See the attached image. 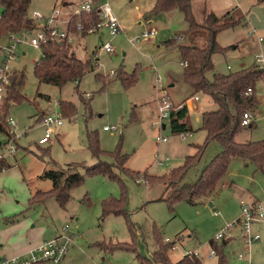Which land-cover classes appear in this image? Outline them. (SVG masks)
Wrapping results in <instances>:
<instances>
[{
  "label": "rangeland",
  "instance_id": "374dc122",
  "mask_svg": "<svg viewBox=\"0 0 264 264\" xmlns=\"http://www.w3.org/2000/svg\"><path fill=\"white\" fill-rule=\"evenodd\" d=\"M79 1L31 0L29 12L48 16L55 7L75 12ZM153 1L109 0L121 31L111 36L106 27H100L92 33L76 37L79 33L74 34L71 42L82 60L93 58V51L106 42L114 51H100L98 66H93L79 81L62 87L39 84L32 68L41 50L26 43L17 45L9 67L14 73L24 72L23 99L12 102L7 111V118L13 121L10 128L15 134L10 139L16 152L13 156L5 154L4 167L0 169V236L11 228L9 244L53 238L68 224L67 234L73 232L75 237L61 264H156L151 256L157 242L169 246L171 262L179 260L187 250H197L203 264H217L218 257L209 256V241L220 245L221 239L215 237L239 217L240 200L261 204L264 210V172L254 163L234 157L211 196L195 204L179 200L171 205L159 200L168 193L162 175L182 165L185 157L194 152L193 145L205 141L200 114L214 107V103L211 105V98L199 93L200 100L188 109L191 130L183 131L184 138L172 132L170 119L159 122L162 87L175 104L183 100V94L190 93L181 82L185 68L181 58L165 41L178 35L184 44L204 46L207 32L191 26L179 9L161 12L151 19L139 16L151 9ZM190 5L193 20L199 24L210 11L220 16L235 7L246 18L242 24L217 33L216 42L222 50L213 52V69L206 73L208 78L213 72L228 73L257 65L256 54L263 58L258 64L264 69V1L190 0ZM149 30L150 35H144ZM8 44V38L0 40V46ZM1 61L0 58V64ZM121 69L136 75L129 87L117 77ZM169 76L178 80L173 87H168L173 80ZM255 91L258 105L251 118L253 127H242L235 134L237 142L264 139V77L256 82ZM59 101L68 103V107L62 106L63 123L53 128L47 143L38 144L44 133L39 118L56 108L60 110L56 106ZM71 103L75 107L73 115ZM104 126H118L122 134L104 130ZM87 131L97 132L103 150L98 158L88 150ZM115 150L127 155L125 166L130 172L113 168V178L98 172L87 173L81 166L98 160L112 163ZM219 151L220 144L209 141L200 160L186 170L181 183H194ZM161 160H166V164L160 165ZM70 163L79 165L84 180L70 189L66 204L60 206L53 195L38 196L40 201L30 204L32 192L51 188V181L41 177L43 171ZM110 198L122 199L123 212L103 215L102 203ZM250 230L251 236L258 235V239L248 243L233 226L224 248L227 264H264V221L255 222Z\"/></svg>",
  "mask_w": 264,
  "mask_h": 264
},
{
  "label": "trees",
  "instance_id": "16d2710c",
  "mask_svg": "<svg viewBox=\"0 0 264 264\" xmlns=\"http://www.w3.org/2000/svg\"><path fill=\"white\" fill-rule=\"evenodd\" d=\"M31 0H0L2 11L0 13V40L9 38L10 35L19 33L27 28H32L34 21L29 12ZM263 2L264 0H257ZM179 9L185 13L190 25L204 28L207 32L206 44L196 46L184 44L175 37L165 41L169 48L177 49L181 62L186 61V66L182 73V82L189 88V95L184 97V102L190 95L195 93L208 95L214 103V107L203 110L200 114L201 129L205 132V141L201 145H193L194 152L188 154L182 165L171 169L162 175L165 181V188L168 191L166 196L159 198L169 204L174 205L179 200H184L189 204H195L203 197L211 196L218 183L223 179L227 172L230 158H241L254 163L257 169L264 172V139L248 142L235 141V134L245 127L241 125V118L244 112H252L258 105L255 91L256 82L264 77V69L259 65H251L240 68L228 73L213 72L210 78L206 73L213 69L211 56L214 51L222 50L216 42V35L219 31L242 24L245 21V14L239 8H231L224 14L218 16L210 11L206 13L203 23L199 24L193 20L191 14L190 0H154L151 9L147 12L148 18L161 12ZM68 30L76 32V23L81 21L84 29L89 25L95 24L99 20L96 10L89 13H82L80 16L70 15ZM85 34V33H83ZM91 58L80 59L72 45L66 40H49L41 44V56L34 61L33 74L38 83H46L62 87L70 81H79L87 72L93 70ZM117 77L124 86L129 87L136 80L135 73H127L121 69ZM24 80V72L19 74L10 71V84L7 86L5 95L0 103V145L13 141L10 139L14 135L7 122V111L12 102L23 99L21 86ZM251 93H247V89ZM82 100V95L80 94ZM68 103L59 101V111L63 113L62 106ZM85 107L87 103L84 102ZM72 115L75 107L71 103ZM171 130L173 133H183L191 130L188 123V109L182 107L172 112L169 117ZM163 126V125H162ZM253 127V121L247 125ZM3 136V139L1 138ZM215 140L220 144V151L204 166L200 175L191 184H182L181 181L186 170L196 164L204 151L206 144ZM15 141V140H14ZM87 146L91 155L98 158L103 150L99 146V138L96 131H87ZM115 150L113 152L112 163L105 160H98L92 165H81L87 173H102L109 177H115L113 168L130 172L126 168V154ZM5 159L0 160V169L4 167ZM116 164L114 166L113 164ZM79 165L66 164L64 167L45 169L42 178L51 181L49 190H35L31 193L29 203L33 204L40 201L38 196L53 195L60 206H64L69 198V191L72 187L81 184L84 180L83 174L79 171ZM103 215L109 213L119 214L123 212L122 199L110 198L102 203ZM13 222V221H11ZM229 238L221 239L220 245L210 240V246L218 257L217 264H227L224 248ZM168 245L157 242L156 250L151 258L156 264H203L201 257L184 254L176 262H171L167 253ZM42 264V263H38Z\"/></svg>",
  "mask_w": 264,
  "mask_h": 264
},
{
  "label": "built area",
  "instance_id": "2783aa9c",
  "mask_svg": "<svg viewBox=\"0 0 264 264\" xmlns=\"http://www.w3.org/2000/svg\"><path fill=\"white\" fill-rule=\"evenodd\" d=\"M79 9L73 12L71 15L80 16L82 13H89L92 10H96L99 15V20L95 24L89 25L84 29L81 21H77L75 27L76 32L68 30L69 18H63L61 16L60 8H53L51 13L46 16L38 11H32L31 17L34 21L32 28L24 29L23 31L12 34L8 38L10 44L6 46H0V103L5 95L7 86L10 84V62L14 59V51L18 44L26 43L27 45L39 48L41 50V44L49 40L71 42L73 36L76 33H92L98 30L100 27H106L111 36L116 35L121 31L117 18L113 14L109 0H80ZM151 30L144 35H150ZM176 39H180V36H174ZM105 51L111 53L114 51L113 47L109 42L103 43L99 50L93 51V58L91 62L93 66H98V53ZM257 62H262L263 59L260 55L255 57ZM183 66H186V61L181 62ZM229 68V66H227ZM156 70V68H155ZM159 80V78H158ZM247 93H251V89H247ZM199 99V93L190 95L184 102L173 103L167 93V89L162 87L161 97L158 104V120L163 121L169 119L172 112L186 107L187 109L193 106V103ZM58 105V102L56 106ZM64 116L56 108L51 113H45L42 116L41 123L44 128L43 135L38 139V144H45L50 139L54 132L53 128L63 123ZM252 113L244 112L241 118V125L247 126L251 122ZM7 122L10 126L13 125V121L7 118ZM104 130L115 131L119 135L122 134V129L118 126H104ZM15 134V133H14ZM180 137L184 138V133H179ZM162 140H165L163 138ZM16 152V145L13 141L2 143L0 145V160L3 159L5 154L13 156ZM160 165L166 164V160L159 161ZM241 213L239 217L231 224L226 225L220 232L217 233L216 239L229 238L233 226H236L242 237L245 238L246 242L250 243L253 240L258 239V235L251 236V225L257 221H264V210L261 204H249L243 200L240 201ZM69 225L65 224L62 227V231L59 235L47 239L40 244L32 247L27 252L17 255H7L2 250V244L0 242V264H61V261L65 257L68 246L72 243L75 234L71 232L67 234ZM167 241V239H166ZM184 254L194 255L200 257L197 250H187ZM183 254V255H184ZM215 255L213 248L210 249L209 256Z\"/></svg>",
  "mask_w": 264,
  "mask_h": 264
},
{
  "label": "crops",
  "instance_id": "0c3cea01",
  "mask_svg": "<svg viewBox=\"0 0 264 264\" xmlns=\"http://www.w3.org/2000/svg\"><path fill=\"white\" fill-rule=\"evenodd\" d=\"M66 3V2H65ZM153 3H154V1H153ZM67 4V3H66ZM65 4V5H66ZM73 12H71L70 11V13L68 12V11H66V10H62L61 9V16L63 17V18H68V16H70L71 14H72ZM146 14H147V12L146 13H143V14H140L139 16H142V15H144V17L146 16ZM152 18V17H151ZM150 18V19H151ZM150 19H148L147 21H149ZM245 20H246V18H245ZM97 31V30H96ZM150 31V30H149ZM78 35H83V34H76L75 35V37L76 36H78ZM71 45H72V42H71ZM173 50H176V53L178 54V56H179V53H178V51H177V49H173ZM75 52V51H74ZM76 53V52H75ZM22 54H24V52H22ZM256 55H258V54H256ZM256 57V56H255ZM263 59V58H262ZM37 60V59H36ZM35 60V61H36ZM255 61H256V59H255ZM257 62V61H256ZM263 62V61H262ZM259 62H257V65H259L260 66V64H258ZM182 65V64H181ZM183 66V65H182ZM228 66V65H227ZM184 67V66H183ZM227 69H229V68H227ZM169 77H171V78H173V80H172V82H170L169 81V84H168V87H173L174 85H175V83H176V81H178V80H176L173 76H169ZM181 78V80H182V77H180ZM182 82V81H181ZM187 87V86H186ZM186 93V92H185ZM184 95V97H186L185 96V94H183ZM200 96H201V94H200ZM200 96H199V99L198 100H200ZM184 97H183V99H184ZM182 100V99H181ZM197 100V101H198ZM176 102L178 101H180V100H175ZM196 101V102H197ZM213 101L211 100V105L213 104L212 103ZM213 106H214V104H213ZM211 108H213L212 106H211ZM44 114H42L41 116H43ZM40 116V118H39V120L41 121V117ZM38 143V142H37ZM223 184H225V183H223ZM226 185V184H225ZM241 201V200H240ZM250 204H255L254 202L253 203H250ZM12 224H11V226H14V224L15 223H13V222H11ZM10 230H11V228L10 229H5L4 231H3V234H1V236H0V242H1V244H2V250H3V252L5 253V254H7V255H17V254H22V253H25V252H27L29 249H31L32 247H34V246H36V245H38V244H40L41 242H43V241H45V240H47V239H32V240H30V241H28L27 243H25L24 245H16V244H14V243H11V244H9V242L11 241V237H12V234L10 233ZM239 230V229H238ZM240 231V230H239ZM48 239H50V238H48ZM4 242L6 243V245L5 246H3L4 245ZM173 243V242H172ZM171 243V244H172ZM183 256V255H182ZM181 256V257H182Z\"/></svg>",
  "mask_w": 264,
  "mask_h": 264
},
{
  "label": "water",
  "instance_id": "95a60500",
  "mask_svg": "<svg viewBox=\"0 0 264 264\" xmlns=\"http://www.w3.org/2000/svg\"><path fill=\"white\" fill-rule=\"evenodd\" d=\"M66 3H64V5H65ZM163 127H164V125H163Z\"/></svg>",
  "mask_w": 264,
  "mask_h": 264
}]
</instances>
